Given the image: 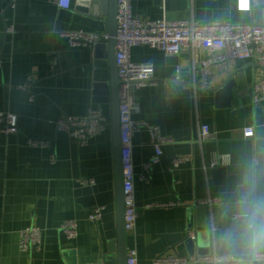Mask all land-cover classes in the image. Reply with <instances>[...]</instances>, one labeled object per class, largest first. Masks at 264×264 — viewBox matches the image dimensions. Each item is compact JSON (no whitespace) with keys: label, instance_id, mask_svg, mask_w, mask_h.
Returning a JSON list of instances; mask_svg holds the SVG:
<instances>
[{"label":"crops","instance_id":"obj_1","mask_svg":"<svg viewBox=\"0 0 264 264\" xmlns=\"http://www.w3.org/2000/svg\"><path fill=\"white\" fill-rule=\"evenodd\" d=\"M58 1L0 0V111L19 117L18 133H0V264H100L117 235L111 128L81 144L56 126L63 115L84 116L101 105L95 100L96 44L74 46L65 33H108V13L78 11L76 0L63 8ZM132 9L142 19L264 23V0H132ZM131 54L134 61L153 63L158 80L139 89L133 116L160 127L173 141L164 145V157L145 181L152 134L142 128L134 135L138 219L127 234L128 249H137L141 264L166 254L236 256L220 238L233 224L240 186L254 159L257 194L264 195V100L252 101L262 68L252 58L230 59L227 68H214L207 88L195 92L202 73L187 47L166 55L141 44ZM101 106L110 114L109 104ZM202 124L213 134L204 143ZM247 127H254V136H244ZM28 138L49 144L32 146ZM178 155L189 160L172 169ZM219 155L229 159L213 167ZM84 179L94 183L85 185ZM209 197L220 202L203 203ZM96 206H104L97 222L89 218ZM70 219L78 223L75 239L61 229ZM29 226L42 230V243L25 252L21 231Z\"/></svg>","mask_w":264,"mask_h":264},{"label":"built area","instance_id":"obj_2","mask_svg":"<svg viewBox=\"0 0 264 264\" xmlns=\"http://www.w3.org/2000/svg\"><path fill=\"white\" fill-rule=\"evenodd\" d=\"M15 4L16 0H11ZM73 0H59L58 5L70 8ZM258 3V0H252ZM13 31V27L8 29ZM70 38L72 45H95L102 39H108V33L88 32L74 30L65 33ZM117 67L120 79V130L123 163V193L125 203L124 223L127 234L135 230L138 219V208L135 196V167L133 159V138L137 131L147 128L152 134L154 154L145 164L146 173L142 176L149 180V172L164 157V145L173 140L165 136L160 127L149 124L144 120H137L133 113L138 108V91L147 85L158 83L155 77V67L151 62H138L132 59V48L146 44L164 51L166 55H177L183 48L191 50L195 68H200L202 82L194 86L205 89L215 67L227 68L230 59H254L262 68V77L255 81L252 87V101L258 104L264 100V23H225L214 21L200 23L194 18L182 20L142 19L134 14L132 0H118L117 9ZM211 51L210 55H203ZM1 65V61H0ZM27 89V87H23ZM34 95L31 99H34ZM57 129L67 132L79 143L86 144L89 139L103 133L110 128V114L106 113L101 105L89 109L84 116L63 115L56 121ZM19 132V117L10 111H0V133L12 134ZM255 134L254 127L244 129L245 137ZM211 128L202 124L199 129V142L204 143L212 139ZM29 145L48 146L46 140L28 138ZM228 155L216 156L212 166L227 162ZM189 157L178 155L172 158L171 168L179 167L187 162ZM81 183L89 185L93 179H84ZM220 202L218 197H209L203 203L213 205ZM160 205V204H156ZM153 206V205H151ZM104 206L92 209L89 218L99 221L102 217ZM62 231L68 239H75L78 234V223L74 219L65 221L61 225ZM42 243V230L37 226H29L21 231L20 248L22 251L40 249ZM236 259L234 255L218 253L206 255H192L183 257L177 254H166L153 260L150 264H220L227 261L232 264ZM253 264H264V253L252 258ZM127 264H141L138 251L135 247L128 249Z\"/></svg>","mask_w":264,"mask_h":264},{"label":"water","instance_id":"obj_3","mask_svg":"<svg viewBox=\"0 0 264 264\" xmlns=\"http://www.w3.org/2000/svg\"><path fill=\"white\" fill-rule=\"evenodd\" d=\"M76 9L85 13L100 14L102 11L108 13V34L106 43L95 45V55L98 61L95 63V94L96 101L101 105H110V128L112 131L114 166H115V190H116V212H117V235L108 248V253L103 255L100 264H127L128 244L125 229V203L123 193V163L122 144L120 130V79L117 67V9L118 0H76ZM227 85L224 91L228 90ZM204 235L208 232L203 230ZM209 234V233H208Z\"/></svg>","mask_w":264,"mask_h":264},{"label":"clouds","instance_id":"obj_4","mask_svg":"<svg viewBox=\"0 0 264 264\" xmlns=\"http://www.w3.org/2000/svg\"><path fill=\"white\" fill-rule=\"evenodd\" d=\"M257 161L254 159L245 173L239 199L235 202L233 224L221 236L222 243L236 259L232 264H252L251 259L264 253V195L257 194L258 179L254 174ZM220 264H228L227 261Z\"/></svg>","mask_w":264,"mask_h":264}]
</instances>
